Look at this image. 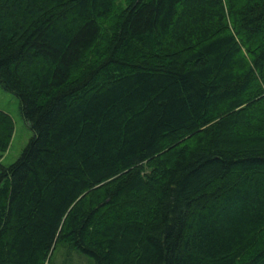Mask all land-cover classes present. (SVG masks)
Returning a JSON list of instances; mask_svg holds the SVG:
<instances>
[{
	"label": "trees",
	"instance_id": "trees-1",
	"mask_svg": "<svg viewBox=\"0 0 264 264\" xmlns=\"http://www.w3.org/2000/svg\"><path fill=\"white\" fill-rule=\"evenodd\" d=\"M0 264H264V0H0Z\"/></svg>",
	"mask_w": 264,
	"mask_h": 264
},
{
	"label": "rangeland",
	"instance_id": "rangeland-1",
	"mask_svg": "<svg viewBox=\"0 0 264 264\" xmlns=\"http://www.w3.org/2000/svg\"><path fill=\"white\" fill-rule=\"evenodd\" d=\"M20 101L12 93L6 91L0 84V109L8 112L14 120V135L7 152L2 155L1 162L10 165L21 154L33 132L20 114ZM64 255V249L59 247L55 252L52 264H60L59 258Z\"/></svg>",
	"mask_w": 264,
	"mask_h": 264
}]
</instances>
